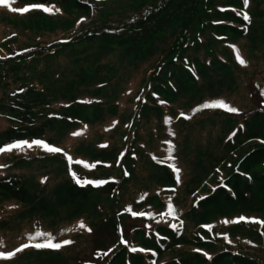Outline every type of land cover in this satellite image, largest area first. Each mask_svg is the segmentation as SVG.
Returning a JSON list of instances; mask_svg holds the SVG:
<instances>
[{"label": "trees", "instance_id": "1", "mask_svg": "<svg viewBox=\"0 0 264 264\" xmlns=\"http://www.w3.org/2000/svg\"><path fill=\"white\" fill-rule=\"evenodd\" d=\"M20 1L0 4V16L8 20L0 19V92L17 82L4 96L7 103L0 98L10 123L2 145L36 138L51 146L68 136L75 147L63 152L86 177L42 148L27 150L29 159L6 153L0 156V200L26 207L27 216L34 213L26 220L35 213L49 217L53 194L58 206L82 207L43 228L65 248L87 246L100 230L120 235L112 251L91 247V264H264V225L250 222L264 221V0H249L247 8L243 0H107L113 9L103 18L92 15L96 5L87 0H30L41 11L60 4L81 15L62 30L67 34L50 35L47 43L39 35L20 41L23 29L50 28L38 21L39 12L11 11L26 4ZM244 12L249 21L238 15ZM94 40L119 50L121 67H134L120 80L123 74L114 79L95 65L81 77L84 93H72L55 115L45 64L29 73L39 61ZM216 101L238 111L202 107ZM40 109L50 112L43 116ZM50 160L58 161L52 175L59 177L42 167L40 186L20 173L23 164ZM124 219L132 223L128 237L121 235ZM27 221L30 229L40 227L36 218ZM81 221L85 228L78 227ZM62 227L71 231L60 239ZM42 242L22 240L3 252L7 258L0 264L35 250L8 256L22 244Z\"/></svg>", "mask_w": 264, "mask_h": 264}, {"label": "rangeland", "instance_id": "2", "mask_svg": "<svg viewBox=\"0 0 264 264\" xmlns=\"http://www.w3.org/2000/svg\"><path fill=\"white\" fill-rule=\"evenodd\" d=\"M29 1L30 0L20 1V2L26 3V4H23L21 8H24L26 6L35 5V4H29L28 3ZM52 1H55V0H52ZM87 1H91L93 2V4L96 5L95 6L96 13L92 14V15H95V17L103 18L105 16L110 15L109 13L112 12L113 8L110 7L112 6V4L107 2V0L105 1L87 0ZM262 8H263L262 5L259 6V9H262ZM39 9L40 8L30 7L29 12L22 13V14L25 16H33V15H30L32 14V12H39L41 16H39L40 18L38 19V21L40 22L45 21L47 24H49L50 28L49 29L45 28L44 32H41V30H38V31L24 30L20 26L21 29H23L22 30L23 33L20 38V41L24 40L26 36L32 37L34 35H39V41H45L47 43L52 39V37L47 38L50 35L67 34V33H64L65 31H62V30L65 27H67L69 24H72V22L75 21V18L78 20L81 16L68 5L61 6L59 4L58 6L56 4H53L51 7H49V9H51L50 12L41 11V9L40 10ZM57 9H59V11H57ZM97 9L99 11H97ZM258 12H260V14L262 15V10H258ZM91 13H93V10H91ZM48 17L53 18V19L51 20L44 19ZM27 18L29 17H24L22 19H27ZM0 19L8 21L7 19H4V16H0ZM259 20L261 21V24L264 23V20H262V18ZM86 21H87V18L82 23H85ZM17 22L18 21H16V23ZM78 23L79 22L77 21L75 25H77ZM39 25L40 24L36 21V26H39ZM117 52H119V50L115 48L106 49L105 45H103V42L101 40H94L90 43H84L82 45H77L72 48L64 49L60 51L59 53H55L53 55V58L47 59V63H44V61H39L38 64L36 65L35 72L34 73L27 72V74L29 73V75L30 74L35 75L38 70H41L42 68H44L43 64H45V72H47L48 75H50L51 77L50 78L51 79L50 85H52L51 96L54 102H56V103L53 102L50 105L51 108L49 109H52V112H54L55 114V112H59V109H62L60 107L61 104H66L72 99L70 98L72 93L80 92L79 95L84 93V90L82 88L83 82L81 80V77L83 75H87L86 72L87 71L90 72V70L95 65L97 64L100 65L98 67V71L107 69L109 75L111 74L114 75L113 77L114 79H116V77L123 74L122 78L120 79L122 80L124 78L125 71H129L134 66L131 65L128 67V64L123 63L121 67L119 65L121 57L117 55ZM113 66H115L116 71L112 69L113 71L111 72L110 68ZM59 73L61 74L58 77H55V74H59ZM19 74L21 75V72H19ZM44 76H45V73H44ZM9 79L11 80L12 77L9 76ZM15 83L13 85H10L8 90L4 89L6 91L5 93L0 92V98L3 97L4 102L6 103L8 102V100L4 96L9 98L8 92H10L13 88H15L16 86ZM45 110L46 109H43V110L40 109V111H44L43 116H45L46 112H50V110H47V111ZM81 113H83V111H81ZM6 114H9V112L3 106V102L0 99V148H3L13 143H17V141H13L11 143L2 145L3 143L2 132L4 131L5 128H7L10 125L9 121L7 120L9 117L6 116ZM38 122H39L38 124H40L41 121H38ZM34 123L36 124L37 122H34ZM49 132H51L50 135L52 136V139L54 140L55 138L54 131L49 130V129L45 131V133H49ZM36 140L43 141V140L36 139V138L31 139L30 141L28 140H24V141L31 143L32 141H36ZM53 142L55 143V145H51L50 147H56L62 150L59 153H54V152L53 153L56 156H59V158L61 159V162L64 161L63 164H66L70 168L73 174L74 172L78 173L80 171L78 176H82L85 179L86 175L83 174L84 170H82V167L73 166L70 160L68 159L69 155L63 152L64 149L66 151L72 152V147H75L76 140L73 138H69L67 136V138L60 137L58 141H53ZM31 148L25 147L23 149H12L11 151L0 152V156L1 155L3 156V154H6V153H9V154L18 153V155L24 157L23 159H29V157L31 156H28L26 153H29V152H26V151ZM37 148L39 149L41 147H37ZM22 151H25V152H22ZM56 160L41 161V162L36 161V162L28 163V164H23L22 166H20V173H23L24 178L25 177L27 178V182L29 185L35 186V182H36L38 186H40V184L38 183V180H43V177H39V176H42L45 173V170H44L45 168H42V167H47L49 170V175L51 176L54 173L55 168L59 166L58 161ZM11 172H19V170H13ZM60 172L61 171H56L55 173H60ZM52 176L59 177V174H54ZM87 179L92 180L93 178H87ZM57 200L59 203L60 199L58 197H57ZM48 202H51L50 204L51 210H50L49 217H45V216L35 213L36 216L32 218H36L40 221V227H34L30 229L31 223L27 220H30L32 218L27 219V220L25 218L31 217L34 213L31 214L30 216H27L26 207H23V206L21 207L17 204H14L13 202H8V200L6 201L0 200V254H2V256H0V260L2 259V257H4L3 252L10 249L12 246L16 245L22 240H29L28 237L30 235H34L39 230H41L44 233H47L45 229H47V227H50V221L52 219L63 221L73 211L76 212L82 209V207L75 206V204H66L64 206H58V203H55L54 194L48 200ZM87 206L86 208H88ZM78 213H80V211L77 212V214ZM6 219H9V223H2L3 225L1 226V222ZM131 225L132 223L130 221L124 219L122 221L121 235L127 236V237L130 236L129 229ZM3 228H6L5 230H8V232L7 233L3 232L4 231ZM67 229L68 227H62L60 229H57L58 235H60V239H63L66 237L65 233ZM119 237L120 235L118 234H112L105 230L103 231L100 230V231L94 232L89 238V240L85 241L86 242L85 245L87 246H84L81 243H76L74 245H70L68 248H65L66 246L64 247L62 246L58 249L57 248H37L36 249L33 247L35 249L33 250V252L29 251L28 253L19 257V259H17L14 262V264H91L93 262L90 261L89 256H88V253L91 247H93L94 249H104L105 248L106 251L104 252L112 251L114 250L113 248L120 245ZM56 251H60L59 253L61 254L56 253ZM102 252L100 253L102 254Z\"/></svg>", "mask_w": 264, "mask_h": 264}, {"label": "snow or ice", "instance_id": "3", "mask_svg": "<svg viewBox=\"0 0 264 264\" xmlns=\"http://www.w3.org/2000/svg\"><path fill=\"white\" fill-rule=\"evenodd\" d=\"M8 2H9V0H0V4H3V5H7ZM248 3H249V0H243V4H244L245 8L248 7ZM30 7L31 8H40L42 6H40V5H31V6H26L24 8H19V9L18 8H11V11L20 12V13H27V12H29ZM43 11L50 12L51 9L45 7V8H43ZM57 11H59V9H57ZM238 15H242L244 21H249V19H250L249 15L246 12L238 13ZM236 59L241 65H245L246 64V61L243 58H241L239 50H236ZM262 95H264V93H262ZM202 107L203 108H223L226 111L233 112V113L238 111L236 108L227 105V103L224 102V101H216V102L206 103ZM197 110H199V109H197ZM181 115H183V114H181ZM78 134H80V133H75L74 135H78ZM33 145H35L37 147H41V148H43L44 150H46L48 152L59 153V152L62 151L60 148L50 147L44 141L36 140V141H32L31 143H28L26 141L13 143V144L7 145V146H5L3 148H0V152L11 151L12 149H23L25 147L31 148V147H33ZM68 159L71 160L72 158L69 156ZM75 163H83V162L82 161H75ZM91 167H95V165H91ZM173 168H174V171L177 173V182L179 183V175H178L179 169L175 168V166H173ZM125 174L127 175V173H125ZM77 183H81V181L79 179H77ZM84 183H92V184H95V185L99 186V184L106 183V182L84 181ZM172 212H173L172 205L169 204V215H171ZM239 220L244 221V220H248V218L240 217ZM235 222H237V221H233V223H235ZM250 222L264 225V221H258V220H254L253 219ZM225 223H227V221H225ZM78 227L79 228H85V225H84L83 221H81L78 224ZM67 231H71V229H68ZM89 231H90V229H89ZM40 237L44 238V242H42V243H25L20 248H17L16 252L9 253L8 256H14L16 253L21 252L24 249H27L29 247H34V248H57L58 249V248L63 246L60 243H53L55 238L50 233H44V232L37 231L34 235H30L28 237V239H29V241H34V240H36V239H38ZM70 243H72V241H67L66 240V241L63 242V244H70ZM122 243H127V242L122 240ZM131 250L132 251H137L136 248H132ZM0 256H2V254H0ZM2 258H7V257H2Z\"/></svg>", "mask_w": 264, "mask_h": 264}]
</instances>
